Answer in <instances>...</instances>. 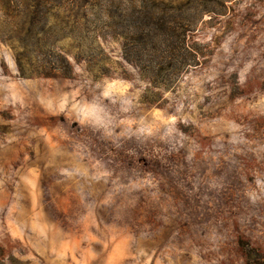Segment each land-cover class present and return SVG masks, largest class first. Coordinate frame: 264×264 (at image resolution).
Wrapping results in <instances>:
<instances>
[{
  "label": "rangeland",
  "instance_id": "obj_1",
  "mask_svg": "<svg viewBox=\"0 0 264 264\" xmlns=\"http://www.w3.org/2000/svg\"><path fill=\"white\" fill-rule=\"evenodd\" d=\"M154 11L187 17L200 55L166 90L123 53ZM61 56L70 75L42 77ZM247 246L264 256V0H0V264H246Z\"/></svg>",
  "mask_w": 264,
  "mask_h": 264
},
{
  "label": "trees",
  "instance_id": "obj_2",
  "mask_svg": "<svg viewBox=\"0 0 264 264\" xmlns=\"http://www.w3.org/2000/svg\"><path fill=\"white\" fill-rule=\"evenodd\" d=\"M168 8L174 11L181 9ZM155 12L153 15L146 14L143 16L137 24L139 25L138 30L134 28L135 31L131 37L124 38L123 53L128 62H133L139 68L141 76L149 82L150 87H160L166 90L174 85L179 74L199 65L198 57L200 55L189 41L194 26L187 17H181L179 21H176L171 15L164 17ZM129 44L132 50L135 49L140 61L132 59L133 55L128 49ZM135 46H146L154 54L147 53L144 56H148V59L142 60V55L140 56ZM157 51H159V54H155ZM60 58L62 62L59 66L52 65L50 71L40 75L42 77H52L56 72H60L62 75H70L72 71L70 64L64 57L61 56ZM18 66L20 73H22V67L19 64ZM163 72L169 74L161 75L160 73ZM243 249L246 264H264V256L259 253L258 249L249 248L248 246Z\"/></svg>",
  "mask_w": 264,
  "mask_h": 264
}]
</instances>
